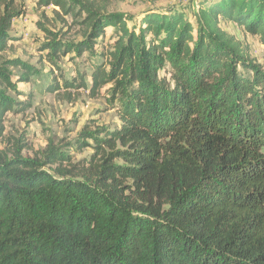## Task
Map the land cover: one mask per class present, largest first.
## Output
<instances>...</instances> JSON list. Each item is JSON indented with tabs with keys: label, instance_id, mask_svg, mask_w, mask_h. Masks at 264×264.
<instances>
[{
	"label": "trees",
	"instance_id": "16d2710c",
	"mask_svg": "<svg viewBox=\"0 0 264 264\" xmlns=\"http://www.w3.org/2000/svg\"><path fill=\"white\" fill-rule=\"evenodd\" d=\"M74 1H38L55 8L38 24L58 72L45 91L96 99L109 87L118 121L69 144L89 157L53 143L30 156L6 118L33 107L8 93L22 96L36 71L0 65V264H264V59L224 27L264 45V0H201L195 24L147 12L141 35L113 0ZM25 16L0 0V55ZM109 29L118 38L105 46ZM87 55L100 60L90 81L81 69L66 77L60 62Z\"/></svg>",
	"mask_w": 264,
	"mask_h": 264
},
{
	"label": "rangeland",
	"instance_id": "374dc122",
	"mask_svg": "<svg viewBox=\"0 0 264 264\" xmlns=\"http://www.w3.org/2000/svg\"><path fill=\"white\" fill-rule=\"evenodd\" d=\"M21 2L26 11V16L14 23L12 35L15 41L10 43V47L0 55V65L4 62L19 60L29 64L35 69V75L31 77L30 83L18 84V89L22 96L9 92L12 99L26 101L27 97L32 95L33 107L22 114H8L6 118L7 137L20 138L28 140L30 148L25 152L30 156L41 153L49 143H53L80 160L89 157L92 153L87 149L82 153L69 146L73 144L80 133L89 126H109L117 123L116 112L109 104L107 88L103 89L101 96L96 99H90L88 93L84 90L77 92L61 91L56 94H50L45 91L48 83L53 78V74L58 72L52 65L45 60V53L39 51L42 43L45 42L44 34L38 28V24H44L42 13L53 16V9H42L38 5L39 0H16ZM201 0H113L112 10L128 17V31L141 35V23L147 12H159L168 14L169 11L181 10L185 13L188 21L195 24L194 11L198 10ZM210 1V0H208ZM68 4L76 7L74 0H68ZM60 11L59 8H56ZM67 21L71 24L73 16H68ZM62 24L58 22V27ZM237 38L248 46L251 55L258 63H263L264 45L258 37L245 34L234 24L224 26ZM118 38L114 29H109L108 36L104 40L105 46L114 43ZM128 36L126 37V39ZM103 43V42H102ZM74 56H69L60 62V67L66 77H74L76 69L86 72L90 81V74L94 61H100L98 58H90L88 55L84 58H77L75 62L71 61ZM14 76L13 82L17 81V76L22 74L21 69H10ZM73 96L68 99V94ZM0 144V149H2Z\"/></svg>",
	"mask_w": 264,
	"mask_h": 264
}]
</instances>
